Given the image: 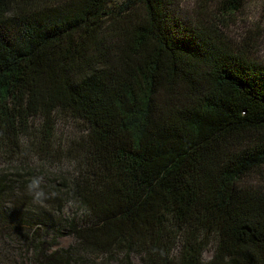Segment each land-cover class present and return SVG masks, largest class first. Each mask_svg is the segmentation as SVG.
Returning <instances> with one entry per match:
<instances>
[{
    "label": "trees",
    "instance_id": "16d2710c",
    "mask_svg": "<svg viewBox=\"0 0 264 264\" xmlns=\"http://www.w3.org/2000/svg\"><path fill=\"white\" fill-rule=\"evenodd\" d=\"M248 1L0 0V154L73 163L43 185L0 172L2 222L75 207L48 246H76L45 264H264V60L229 32Z\"/></svg>",
    "mask_w": 264,
    "mask_h": 264
},
{
    "label": "rangeland",
    "instance_id": "374dc122",
    "mask_svg": "<svg viewBox=\"0 0 264 264\" xmlns=\"http://www.w3.org/2000/svg\"><path fill=\"white\" fill-rule=\"evenodd\" d=\"M184 6L186 7V5ZM231 24L229 32L233 38L241 39L247 35L246 31L249 30V35L257 39L256 56L264 60V0H249L242 9V12L237 14L235 21L231 22ZM80 129L79 123L74 119L64 116L57 121L56 138L61 143L63 140H66L63 143H67L68 138L80 132ZM31 137L33 138V136ZM41 154L39 149H31L19 161H17L16 156L8 159L3 154H0V172L20 173L22 177L26 178L33 176L32 179L35 182L43 185L51 183V180H54L53 175L68 172L73 168L71 159L64 158L63 153H60L54 160H43L40 162ZM30 172L33 173L29 174ZM10 208L11 204L8 203L7 212L9 213V217H6V220L3 222L0 221V264H45L43 258H40L38 254L44 251L50 252L54 249H69L72 246H76L77 243L74 237L68 234L58 238L57 246L51 247V243L48 246L56 229L66 231L64 230L66 224L64 220L70 219L73 215L77 214L73 204L68 203L64 207L61 214L62 219L59 216L56 217L57 222L52 227L43 226L41 230L36 229V227L29 229L28 221L32 213L23 210L24 214L20 218L13 211H10L13 210ZM50 208L52 207L50 206ZM76 211L80 216L83 213L81 210ZM53 216H55V213ZM30 243L38 244L31 247ZM213 253V247L207 248L203 255L204 259H211ZM81 256V264H123L120 256L116 258L107 257L100 253L93 255L82 253ZM131 259L133 264H140L138 256L132 255Z\"/></svg>",
    "mask_w": 264,
    "mask_h": 264
}]
</instances>
